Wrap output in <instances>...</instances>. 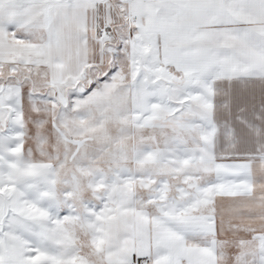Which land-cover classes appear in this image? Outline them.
Masks as SVG:
<instances>
[{
    "label": "snow or ice",
    "instance_id": "6c2138e0",
    "mask_svg": "<svg viewBox=\"0 0 264 264\" xmlns=\"http://www.w3.org/2000/svg\"><path fill=\"white\" fill-rule=\"evenodd\" d=\"M0 264H264V0H0Z\"/></svg>",
    "mask_w": 264,
    "mask_h": 264
}]
</instances>
